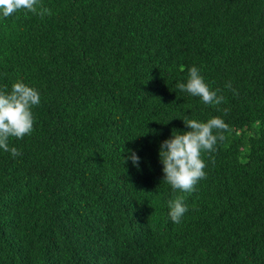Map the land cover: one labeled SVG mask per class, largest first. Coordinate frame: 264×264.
<instances>
[{
  "label": "trees",
  "instance_id": "1",
  "mask_svg": "<svg viewBox=\"0 0 264 264\" xmlns=\"http://www.w3.org/2000/svg\"><path fill=\"white\" fill-rule=\"evenodd\" d=\"M40 6L0 18V87L40 92L19 154L0 151V264H264V0ZM192 65L220 104L175 87ZM212 116L206 176L172 189L159 143Z\"/></svg>",
  "mask_w": 264,
  "mask_h": 264
},
{
  "label": "clouds",
  "instance_id": "2",
  "mask_svg": "<svg viewBox=\"0 0 264 264\" xmlns=\"http://www.w3.org/2000/svg\"><path fill=\"white\" fill-rule=\"evenodd\" d=\"M38 0H0V18H7L20 9L37 12L45 15L50 12L48 7H37ZM175 87L182 92H187L206 105H218L223 100L218 95V89H212L205 82L200 69L192 65L187 69V78L183 82L177 81ZM231 89V83L225 84ZM40 103V92L35 87L16 80L11 84L10 90L0 87V151L8 152L12 156L19 154L15 146H10L9 139L22 138L31 133L33 129L32 108ZM227 111V109H225ZM186 131L172 130L169 137L165 138L158 146V160L162 165L163 181L172 189L190 192L198 180L206 176V164L202 152L214 151L218 140L222 139L219 129H226L227 124L220 116H212L207 120L194 118L182 119ZM123 162L130 161L133 166H138L140 157L136 150H124ZM187 205L182 197L168 201V217L174 223H179Z\"/></svg>",
  "mask_w": 264,
  "mask_h": 264
}]
</instances>
